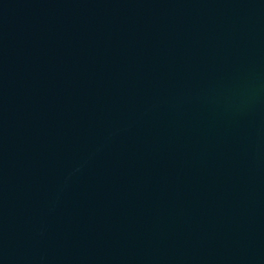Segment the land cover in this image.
Here are the masks:
<instances>
[{
    "label": "water",
    "instance_id": "obj_1",
    "mask_svg": "<svg viewBox=\"0 0 264 264\" xmlns=\"http://www.w3.org/2000/svg\"><path fill=\"white\" fill-rule=\"evenodd\" d=\"M0 264H264V0H0Z\"/></svg>",
    "mask_w": 264,
    "mask_h": 264
}]
</instances>
